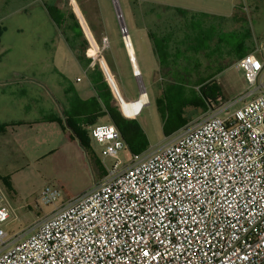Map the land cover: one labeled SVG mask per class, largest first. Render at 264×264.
<instances>
[{
  "label": "built area",
  "instance_id": "1",
  "mask_svg": "<svg viewBox=\"0 0 264 264\" xmlns=\"http://www.w3.org/2000/svg\"><path fill=\"white\" fill-rule=\"evenodd\" d=\"M237 66L250 85L261 81L257 53ZM251 96L126 166L117 126L94 125L93 140L116 163L92 192L17 238L4 228L11 213L0 191V264H264L262 81ZM60 197L48 185L40 201L50 206Z\"/></svg>",
  "mask_w": 264,
  "mask_h": 264
},
{
  "label": "rangeland",
  "instance_id": "2",
  "mask_svg": "<svg viewBox=\"0 0 264 264\" xmlns=\"http://www.w3.org/2000/svg\"><path fill=\"white\" fill-rule=\"evenodd\" d=\"M58 1L62 9V15L68 13L71 16L73 14L78 19L79 24L81 23L80 27L85 31L84 37L87 41H90H88L87 47L89 55L95 56L92 51V38L98 46L97 56H95L98 61L99 57L102 58L101 54H105L108 56L111 66L112 58L119 65L120 71L118 66L115 65L116 70L119 71L117 80L123 92L127 96L138 97L143 88L147 91L149 95L147 105H141L140 99L136 102H131L129 107L133 115H124L128 118H133L145 106L137 121L150 140L152 148L149 152L164 146L172 139L164 134L162 109H160L157 101V96L161 97L163 95L165 83L172 81V79L162 76L159 87L154 85V73L158 70L159 63L145 29L147 27L150 32L152 24L147 20L146 11L150 12L153 9L152 3L169 4L197 13H209L227 17L233 14L235 5L239 4L248 16V26L252 31L253 39L247 41L246 45L254 44L253 53H257L264 60V0L260 3V0H118L125 26L132 39L142 71L138 80L134 78L127 66L125 56L127 51L116 11L117 6L115 7L116 2L114 4L113 0H72L71 4L70 0ZM74 2L78 10L75 8ZM46 4L50 7L53 3H51V0H47ZM26 5L27 0H0V22L3 20L1 25L8 29V36L5 39L4 46L13 44L14 37L12 34H14L13 32L16 28L20 27L23 30V34L21 37H15L18 38L15 42L16 45L22 46L23 44L27 45V47L44 48L45 44L49 43L53 38V26L47 23L38 7L29 10L30 13L27 14L18 12L19 8ZM78 5L82 6L93 30L98 31L100 34L99 43L95 40ZM17 19L19 22L15 24ZM244 27V25L241 27L236 36L231 31L223 29V38L233 41V43L242 44L245 37ZM15 35L18 36L17 34ZM13 60L18 62L20 57L15 56ZM217 80L221 86L223 99H219L217 103L214 102L208 113L203 114L191 109L190 112H194V122H198L203 116L208 114L232 113L245 102L250 101L252 98L251 94L255 92L256 87L259 86L261 81L264 83V71L257 86L250 85L245 78L244 70L237 66L224 71L218 76ZM125 103L127 104V102ZM167 109L168 107L163 108L166 115L169 113ZM187 114L190 115L189 109ZM91 148L95 156L103 163L105 169L107 171L111 170L116 160L105 158L102 147L94 140L91 142ZM119 157L122 165L126 166L132 160L133 154L126 147ZM47 164L48 162L46 163L44 160L39 163L0 164V191L3 194L5 206L11 213V217L4 225V228L11 236L17 238L28 236L46 217L52 215L57 209L68 205L71 201L92 192L105 179V175L102 176L100 171L93 173L91 167L83 166L76 170L71 169L58 173L56 163ZM48 185L56 187L61 192V197L55 205L46 206L40 201L41 191Z\"/></svg>",
  "mask_w": 264,
  "mask_h": 264
},
{
  "label": "crops",
  "instance_id": "3",
  "mask_svg": "<svg viewBox=\"0 0 264 264\" xmlns=\"http://www.w3.org/2000/svg\"><path fill=\"white\" fill-rule=\"evenodd\" d=\"M46 3L47 0H27V5L18 9V12L27 14L30 13L29 10L38 7L47 23L53 26V38L45 44L44 48L27 47L23 44L22 46L16 45L15 42L18 38L15 37H21L23 34L20 27L16 28L14 34H12L14 37L13 44L4 46L8 29L1 25L3 20L0 22L2 27L0 37V164L39 163L44 160L46 163L48 162L47 165L56 163L58 173L71 169L76 170L83 166L90 168V155L80 139L73 134V130L87 133L91 148V142L93 141L92 127L97 124L113 123L107 107H118L121 112L122 109L98 59L88 54V46L82 51L85 45L84 42L87 41L84 37V29H81L82 38L75 41L76 48L72 47L70 42L75 37V33L71 30V26L74 21L68 13L62 15L58 0H51L53 4L50 7ZM78 6L95 40L99 43L100 34L98 31L93 30L82 6ZM235 8L236 5L231 16L222 17H233ZM49 9H57L58 14L56 17L63 18L61 25L55 22ZM18 22L17 19L15 24H18ZM145 29L149 37V30L147 27ZM17 49L18 51H16ZM133 49L140 73L139 77H141L142 71L134 45ZM126 51L128 69L134 78L138 80L135 75L134 62H132L127 47ZM154 53L157 58L155 50ZM15 56H19L20 61H14ZM101 56L107 62L123 99L130 103L138 101L141 98L142 91L138 97L127 96L117 80L120 71L119 65L112 58L111 66L108 56L105 54H101ZM115 65L118 66L119 71L116 70ZM234 66H237V63L229 68ZM158 71L159 68L154 73V85H156L155 74ZM219 75L215 77V80L218 79ZM107 85L112 95L108 92ZM110 96L113 97L112 100ZM159 97L157 96V98ZM199 112L204 114V112ZM193 113L190 112L191 115ZM140 114L128 118L122 112L126 119L136 121ZM52 117L55 120H49ZM193 118L194 114L184 127L168 138H173L186 126L196 123Z\"/></svg>",
  "mask_w": 264,
  "mask_h": 264
},
{
  "label": "trees",
  "instance_id": "4",
  "mask_svg": "<svg viewBox=\"0 0 264 264\" xmlns=\"http://www.w3.org/2000/svg\"><path fill=\"white\" fill-rule=\"evenodd\" d=\"M151 5L153 9L150 12L146 11L147 20L152 24L149 38L160 65L159 71L155 74V83L159 87L162 76L172 79L165 83L163 95L157 100L162 109L164 134L170 137L192 119V115L187 114L188 109L189 113L191 109L206 113L214 102L223 99L221 86L215 77L253 53L254 44L246 45L247 41L253 39L252 31L248 26V16L239 4L231 18L197 13L169 4L152 3ZM74 6L77 9L76 4ZM49 10L55 22L61 25L63 18L56 17L57 9ZM70 17L74 21L71 30L76 37L70 44L76 48L75 41L82 38L83 34L75 15L72 14ZM243 25L245 37L242 44L223 38V29L231 31L236 36ZM1 32L0 26V37ZM88 34L91 37L89 31ZM91 41L93 55L97 56L98 46L92 38ZM84 44L83 50H79L84 51L89 43L85 41ZM99 61L102 67L109 71L105 59L99 57ZM106 88L112 95L108 85ZM110 97L112 100L113 97ZM165 107H168L167 115L163 111ZM121 108L125 115H133L129 104L124 103ZM107 111L133 155L149 152L151 149L149 138L136 120L126 119L118 107L109 106ZM49 120L55 119L52 117ZM73 134L80 139L89 153L93 173L100 171L102 176L106 177L108 171L90 148L87 133L73 130Z\"/></svg>",
  "mask_w": 264,
  "mask_h": 264
},
{
  "label": "bare ground",
  "instance_id": "5",
  "mask_svg": "<svg viewBox=\"0 0 264 264\" xmlns=\"http://www.w3.org/2000/svg\"><path fill=\"white\" fill-rule=\"evenodd\" d=\"M70 2H71V4H72V0H70ZM114 2H116V5H115V6L118 7L117 9H118V11H119V20H120V22L122 23L123 28H124V30H125V29H126V26H125L124 18H123V16H122V12H121L120 7H119L118 0H114ZM72 6H73V5H72ZM73 9H74V8H73ZM80 24H81V23H80ZM84 32H85V31H84ZM88 41H89V40H88ZM124 41H125V44H126V47H127L128 51H129V54H130V56H131V59L133 60L132 62H134V66H135L136 72L139 73V69H138V67H137V63H136V61H135L133 44H132L131 38H130V36H129L128 30H126L125 33H124ZM89 42H90V41H89ZM90 44H91V43H90ZM88 54H89V51H88ZM90 56H92V55H90ZM99 56H100V55H99ZM92 57H95V56H92ZM95 58H96V57H95ZM102 58H103V57H102ZM102 58H101V59H102ZM99 64H100V62H99ZM100 66H101V68H102V70H103V72H104V74H105L107 80L110 82V84H111L113 90L115 91L116 95L118 96V99H119V101H120V103H121V106H122L126 101L123 99V97H122V95H121V92H120V90H119V88H118V85H117V83H116V81H115L114 76L112 75V73H111L110 70L107 71L104 67H102L101 64H100ZM148 101H149V99H148V95H147L145 89L143 88V90H142V94H141V98H140V104H141V105H146V104L148 103ZM127 104L130 105V102H127ZM142 109H143V108H142ZM142 109H141V110H142ZM140 112H141V111H140ZM140 112L137 113L135 116H137L138 114H140Z\"/></svg>",
  "mask_w": 264,
  "mask_h": 264
},
{
  "label": "water",
  "instance_id": "6",
  "mask_svg": "<svg viewBox=\"0 0 264 264\" xmlns=\"http://www.w3.org/2000/svg\"><path fill=\"white\" fill-rule=\"evenodd\" d=\"M113 1H114V0H113ZM114 4H115V2H114ZM115 7H116V6H115ZM116 11H117L118 18H119V11H118L117 7H116ZM120 24H121V28L123 29V25H122L121 22H120ZM137 76L139 77V76H140V73H137Z\"/></svg>",
  "mask_w": 264,
  "mask_h": 264
}]
</instances>
